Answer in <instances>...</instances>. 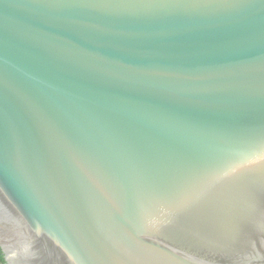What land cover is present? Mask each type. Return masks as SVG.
Listing matches in <instances>:
<instances>
[{
    "label": "water",
    "instance_id": "1",
    "mask_svg": "<svg viewBox=\"0 0 264 264\" xmlns=\"http://www.w3.org/2000/svg\"><path fill=\"white\" fill-rule=\"evenodd\" d=\"M5 264H264V0H0Z\"/></svg>",
    "mask_w": 264,
    "mask_h": 264
},
{
    "label": "trees",
    "instance_id": "2",
    "mask_svg": "<svg viewBox=\"0 0 264 264\" xmlns=\"http://www.w3.org/2000/svg\"><path fill=\"white\" fill-rule=\"evenodd\" d=\"M0 264H5L4 257H3L1 249H0Z\"/></svg>",
    "mask_w": 264,
    "mask_h": 264
}]
</instances>
